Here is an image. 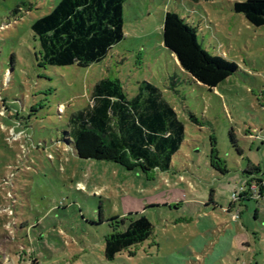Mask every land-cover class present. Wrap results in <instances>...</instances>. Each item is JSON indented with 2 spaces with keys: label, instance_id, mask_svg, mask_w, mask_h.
I'll list each match as a JSON object with an SVG mask.
<instances>
[{
  "label": "rangeland",
  "instance_id": "obj_1",
  "mask_svg": "<svg viewBox=\"0 0 264 264\" xmlns=\"http://www.w3.org/2000/svg\"><path fill=\"white\" fill-rule=\"evenodd\" d=\"M61 1L0 0V264H264V183L247 174H264V27L234 11L248 0H128L124 40L88 68L43 61L32 27ZM168 12L238 71L213 90L196 82L164 46ZM103 79L130 99L144 82L162 91L186 128L171 171L75 154L69 118ZM213 138L225 176L211 165ZM130 213L154 235L109 262L108 221Z\"/></svg>",
  "mask_w": 264,
  "mask_h": 264
},
{
  "label": "trees",
  "instance_id": "obj_2",
  "mask_svg": "<svg viewBox=\"0 0 264 264\" xmlns=\"http://www.w3.org/2000/svg\"><path fill=\"white\" fill-rule=\"evenodd\" d=\"M128 0H62L32 30L39 40L43 61L50 66L88 68L103 61L112 47L125 38L124 9ZM193 3L209 0H191ZM234 11L255 27H264V0L236 2ZM163 43L182 69L196 82L216 89L239 69L237 64L209 54L198 42L197 28L175 12L165 16ZM194 120V116H192ZM67 142L85 160L110 161L143 173H166L186 139V128L162 91L147 82L138 95L128 98L118 80L103 79L92 92L90 104L71 115ZM234 144L236 136L231 134ZM212 139L211 165L228 174ZM253 186L264 183L260 167L247 172ZM169 206V205H164ZM178 206V205H176ZM149 207H159L150 205ZM205 207H209L206 205ZM148 208V207H147ZM232 207L227 210L231 213ZM101 222H104L102 213ZM105 258L115 261L125 251L144 244L155 227L143 214L108 221Z\"/></svg>",
  "mask_w": 264,
  "mask_h": 264
},
{
  "label": "crops",
  "instance_id": "obj_3",
  "mask_svg": "<svg viewBox=\"0 0 264 264\" xmlns=\"http://www.w3.org/2000/svg\"><path fill=\"white\" fill-rule=\"evenodd\" d=\"M263 146V145H262ZM178 199V198H177ZM179 200V205L178 206H181V205H183L184 204V202L183 201H181L182 199H178ZM152 205H154V204H152ZM165 205H167V204H165ZM198 212H201V211H198ZM201 214V213H200ZM209 215V213L206 211L204 214H201V215H198L199 216V218H201V217H209L208 216Z\"/></svg>",
  "mask_w": 264,
  "mask_h": 264
},
{
  "label": "built area",
  "instance_id": "obj_4",
  "mask_svg": "<svg viewBox=\"0 0 264 264\" xmlns=\"http://www.w3.org/2000/svg\"><path fill=\"white\" fill-rule=\"evenodd\" d=\"M237 217H238V216L236 215V216L234 217V219H237Z\"/></svg>",
  "mask_w": 264,
  "mask_h": 264
}]
</instances>
